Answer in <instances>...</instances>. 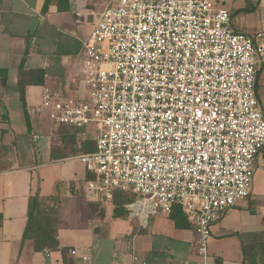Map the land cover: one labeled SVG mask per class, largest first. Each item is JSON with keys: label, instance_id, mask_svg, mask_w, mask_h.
<instances>
[{"label": "built area", "instance_id": "2783aa9c", "mask_svg": "<svg viewBox=\"0 0 264 264\" xmlns=\"http://www.w3.org/2000/svg\"><path fill=\"white\" fill-rule=\"evenodd\" d=\"M80 62L72 94L43 88L40 108L81 139L94 127V151L63 159L84 166L88 200L130 197L139 228L178 206L210 264L211 226L249 197L264 148V32L235 31L217 0H106Z\"/></svg>", "mask_w": 264, "mask_h": 264}, {"label": "crops", "instance_id": "0c3cea01", "mask_svg": "<svg viewBox=\"0 0 264 264\" xmlns=\"http://www.w3.org/2000/svg\"><path fill=\"white\" fill-rule=\"evenodd\" d=\"M45 1L0 0V264H196L195 233L187 221L176 227L168 216H157L145 228H139L126 216L113 218L111 203L112 209L103 213L101 204L95 205L82 195L87 174L75 166L78 163L83 167L81 163L52 158L42 142L37 144L39 148L29 142L30 137L33 142L44 138L40 136L45 129L43 113L38 108L42 89L68 96L75 86L59 83L54 87L44 79L42 87H26L28 133L16 86L25 50L24 69H42L46 78L51 62L48 58L42 68L27 67L28 57L38 53L36 44L42 41L38 36L43 26L55 31L60 27L53 18L79 15L88 28L81 41L82 52L92 27L91 15L100 13L106 0H50L43 14ZM217 4L229 11L235 31L251 36L264 32V0H217ZM24 40L28 45L21 55ZM255 92L264 114V65L258 72ZM76 140L83 141L78 134ZM45 168L54 174L47 192L43 191V174L33 177L34 172ZM37 183L40 197L56 194L60 199L58 246L49 253L34 252L31 241L21 245L28 198ZM260 245H264V148L256 158L249 197L221 214L211 226L210 264H243V248L258 252Z\"/></svg>", "mask_w": 264, "mask_h": 264}, {"label": "trees", "instance_id": "16d2710c", "mask_svg": "<svg viewBox=\"0 0 264 264\" xmlns=\"http://www.w3.org/2000/svg\"><path fill=\"white\" fill-rule=\"evenodd\" d=\"M50 0H46L42 9L45 14ZM248 11V10H245ZM27 50L20 61L17 72V91L19 94V101L22 105L27 132H30V125L26 118V103H25V89L29 86L42 87L44 85L45 72L42 69L25 70V58ZM77 131H71L66 128H58L57 137L59 138V146L50 147L51 157L56 159H67L79 153H92L94 151L91 142L78 141ZM87 178V177H86ZM73 190V188H71ZM89 201V200H88ZM130 201V198L125 196L116 195L111 201L113 205L112 217L123 218L126 216L122 205ZM91 202V201H89ZM101 204L97 202H91ZM60 199L58 195L53 194L49 197H40L39 185H35V189L28 198L26 223L23 229L21 245L26 241H31L33 244L34 252L53 251L57 248L56 231L58 226ZM97 207V206H96ZM173 221L176 227H182L186 222L185 217L180 211L178 206H174L170 215L168 216ZM2 224V216L0 215V227ZM258 252L254 249L247 251L243 248V264H263L264 260V245H260Z\"/></svg>", "mask_w": 264, "mask_h": 264}, {"label": "rangeland", "instance_id": "374dc122", "mask_svg": "<svg viewBox=\"0 0 264 264\" xmlns=\"http://www.w3.org/2000/svg\"><path fill=\"white\" fill-rule=\"evenodd\" d=\"M101 4L104 7V3ZM91 16L93 17V15ZM54 20L59 24L60 28L55 31H50L47 30L46 25L43 26L44 31L42 30L39 33V36L37 34L39 39L42 38V41H39V43L36 44V47L39 48L38 53L32 54L28 57L27 67L42 68V64L44 63L45 58H48L51 62L48 65V75H46L45 81L48 84H52L53 82L54 87L59 83H62L63 85L68 84L70 86H76L80 80L81 41L88 28L85 26L83 18L79 17V15L75 16L74 18L72 15L67 14L61 17L59 16V19L53 18V21ZM27 45L28 43L24 40L22 46H20L21 55H23V51L27 48ZM38 108L40 112L43 113L42 121H44L45 129L43 130L42 128L41 133L39 132L40 130H38L37 132L35 131V134L38 136L40 133V136H44V138L41 137V140H37L38 142H33L32 138L30 137L29 142L33 147H38L37 144L42 142V147L46 150L50 149L51 146H59V138L57 137V132H52V130H55L56 128L52 124V122H50L47 111L42 110L40 107ZM20 112L21 111L19 110V113ZM85 132L87 133V137L83 138V141L91 142L90 138L92 133L94 132V127H86ZM38 138L40 139V137ZM75 166L77 169H79V172H81V168L82 171L83 169L85 171L84 166L81 167V165L78 163H76ZM51 171L52 169L45 168L38 173H33V177L35 178L39 173L43 174L42 176L44 192H47V187L51 182V173L53 172ZM81 188H83L82 195L84 196L85 200H87L88 198L86 197L84 186H82ZM101 207V210L103 209L104 211H102L103 213H106L107 211H110L112 209V206H110L109 203H101Z\"/></svg>", "mask_w": 264, "mask_h": 264}]
</instances>
